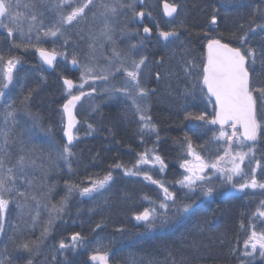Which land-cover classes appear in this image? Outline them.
Segmentation results:
<instances>
[{
  "label": "trees",
  "instance_id": "1",
  "mask_svg": "<svg viewBox=\"0 0 264 264\" xmlns=\"http://www.w3.org/2000/svg\"><path fill=\"white\" fill-rule=\"evenodd\" d=\"M154 1L153 9L148 0L139 4L140 10L152 15L151 20L145 18L141 23L152 33L148 41L144 38L143 57L146 59L141 82L149 90L151 111L148 115L153 131L144 128L139 113L125 95L110 97L97 90L86 100L95 99L98 108L88 120L79 115L75 139L68 145L73 155L68 160L60 159L57 153L67 145L63 104L70 97L63 80H77L75 72L67 69L74 55L69 50L64 59H59L54 68L48 70L36 54V48H43V44L24 36L19 44L35 50L25 51L22 46L13 52L7 46L13 41L18 43L16 37L11 41L0 32V50L3 47L0 54L5 59L14 56L20 60L0 106V126L3 127L0 133L7 131L10 137L6 145L9 152L6 164L15 166L21 155L35 161L27 164L23 171L15 169H18L15 183L25 195L20 199L14 196L5 218L9 229L15 230L14 235L13 230L12 233L4 230L0 239L10 260L6 264H91L90 257L97 250L107 253L111 264H264V258L258 255L243 254L244 241L251 231H264V216L259 215L264 212V190L246 188L240 193H224L227 189L224 182L221 188L216 187L212 198L200 200L197 193L202 190L189 192L178 183L184 175L182 165L193 159L187 154L186 138L191 139L196 152L207 162H214L228 150L226 139H216L220 126L207 122L216 114V104L202 82L208 39L216 37L232 47H240V38L246 36L244 44L256 53L255 64L248 65L251 86L264 88V27H261L264 26V0ZM164 2L177 7L173 19H167L163 13ZM213 16L215 25L211 23ZM84 28L88 30L86 25ZM173 30L177 36L168 41L159 36L160 31ZM45 48L51 50L49 45ZM189 62L195 67L186 72ZM254 95L259 97L258 92ZM9 111L14 112L13 117L7 116ZM29 112L37 118L34 124L38 131L34 137L28 133L29 123L25 120ZM199 115H204L205 120L193 118ZM257 118L264 123V106L259 99ZM232 131L231 128L230 135ZM19 133L26 136L18 137L10 150L11 138L15 139ZM3 139L0 135V146H4ZM250 144L245 142L246 149ZM26 146L34 153L20 151ZM253 146L255 159L262 166L256 171L259 181L264 171V129ZM150 151H157L167 166L165 177L175 185L176 205H194L193 212L187 216L170 215L167 224L154 228L137 221L135 216L151 208L158 189L126 174ZM250 159L252 157L246 161L245 172L254 167ZM41 173L50 175V187L40 194L39 207L41 218L52 219L49 231L42 235V222L31 215L24 218L30 234L25 229L20 233L18 214L24 203L33 208ZM109 173L112 180L108 186L91 195H81V189L91 187L94 181ZM247 179L237 176L234 182L238 186ZM46 205L55 212L41 209ZM76 233L82 237L78 247L69 250L59 247L61 241L71 244V236ZM13 237H16L14 243ZM26 243L28 250L21 247ZM10 245L12 256L6 250Z\"/></svg>",
  "mask_w": 264,
  "mask_h": 264
},
{
  "label": "snow or ice",
  "instance_id": "2",
  "mask_svg": "<svg viewBox=\"0 0 264 264\" xmlns=\"http://www.w3.org/2000/svg\"><path fill=\"white\" fill-rule=\"evenodd\" d=\"M40 3L46 7L49 11L54 12L57 16L54 24H52L47 31L43 32L45 37H57V35L64 34V26L72 25L73 21H77V18H83L85 9L89 5L93 4V0H84L83 3L73 5L70 0H40ZM119 7H125L122 3V0H115L113 3H105L104 0H100V8L103 9L101 15L107 16L108 14L115 15ZM19 6V0H0V29H5L9 37L13 36L14 31H18L20 34V39L23 42L25 36V30L19 23L20 14L16 11ZM65 6L68 7V11L65 10ZM35 8V4L32 5ZM165 11L168 16H172L176 12V6L165 4ZM43 15V12L40 13ZM140 17L144 16V12L137 13ZM32 22L37 20V15L33 11L31 17ZM212 25L216 24V17L213 16L211 20ZM42 25V21H41ZM264 27V26H261ZM36 29L35 23H30L28 26V33H31ZM39 30V29H37ZM145 33H150L151 29L145 27ZM108 39H111V36L105 33ZM207 35V34H206ZM159 36L162 37L165 41H168L170 37H176L177 33L173 31H160ZM29 39H31L29 37ZM247 39L246 36H242L241 46L240 47H231L228 43H222L221 39L216 37H210L207 41V63L202 68V82L206 86L207 93L211 97H215V104L218 106L219 110L215 114V118L211 121H207L211 124H219L220 132L219 136L216 139H226L228 144V150L225 151L223 156H219L214 162H205L201 155H199L190 138H186V151L187 154L192 156L196 163L192 161H185L182 167H185L188 175H185L178 183L189 190V192H195L198 188L203 191V195L211 198L214 192V188L210 184L203 183L204 181H210L211 176H206L203 173L208 169H215L218 173L229 172L230 174L225 176V180L231 182L233 176L243 175L248 177V179L239 184V190L243 191L246 188L251 189H261L264 190V171L261 173V180H257L256 171L261 169V163L259 160L255 159V149L254 144L260 138L261 131L264 129V123L257 118V99H259L262 106H264V88L258 86H250V71L248 65H252L256 62V53L255 50L248 47L244 44V40ZM39 40V36H37ZM13 44L16 48L22 46L27 49V45L21 43L17 44L13 41ZM133 48L135 45L132 46ZM242 48L244 49L242 51ZM36 51L39 52L40 56L44 61L52 65L53 61L56 58L57 53L55 50L48 51L42 47H37ZM65 55V53H60ZM119 56V53H116ZM146 57H142L139 60L131 59L130 67H126L123 63L118 66L115 71L119 72L123 70L126 73V76L129 79L128 86L123 88L109 86L105 88V91L111 92H123L125 96L132 101L133 106L136 111L140 114L141 121H148L151 119L150 116H145L143 113L147 110L142 108L141 105L137 102V95L141 98L147 97L148 91L146 88L141 86L140 83V74L141 67L145 63ZM264 59V57H262ZM20 63V60L17 57H10L5 59L3 54H0V100L5 96V89L13 81V70L16 65ZM72 64H78V60L75 56L72 57ZM195 65L191 62L185 67V71L188 72L190 68H194ZM94 68L85 65L84 74L81 77L83 83L74 84L71 79H65L64 84L67 86L66 91L69 95V99L65 104H63V112L67 116V127L65 131V136L67 137V145L64 146L63 150L58 152L57 155L60 159L68 160L69 157L73 155L72 150L68 147L73 143L75 136L73 134V129L78 123L76 116L74 115V109L78 101L86 95L84 91H80L79 94H73L72 89L78 88L83 89L84 83H87L88 79L93 80L100 79L107 81L111 75L114 73L108 69H101V74L96 76H90L93 73ZM157 78L158 74H157ZM95 91V88L92 89ZM259 93V97H256L254 93ZM135 93L136 95H133ZM27 99V98H26ZM8 117H13L14 112L9 111L7 113ZM198 120H205L204 115H199L193 117ZM225 125H228L233 129L231 135L224 130ZM145 128H148L149 125L145 123L143 125ZM237 126L242 128V132L237 135ZM91 127V125H89ZM3 136V145L0 146V236L4 234L3 219L4 214L7 212L9 204L14 199L11 195L13 192H16L19 196H24L25 193L19 191L15 187V175L14 171L18 167L20 171H23L27 164H34L35 161L26 160L24 155H21L15 166H8L6 164L5 157L9 155L6 145L9 143L7 131L0 133ZM238 140V144L243 146L245 142H252L248 145L247 151H237L234 154L231 153V145L233 139ZM147 153H145V157ZM225 157H229L228 163L231 164L230 168L221 166V161L225 160ZM252 157L249 160L251 165H254L250 169V172H245L242 165L244 164L245 159ZM155 160L159 161L161 167H164L163 161L159 156H155ZM146 158H142L140 163H147ZM120 167L121 165H116ZM127 175H137L138 172L128 170ZM144 178L151 181L153 184H160L158 180H154L150 175L145 174ZM112 180L111 173L106 175L103 179L96 180L92 183L91 187H84L81 189V195H91L94 192H98L103 189L110 181ZM160 187L163 189L164 200L159 204V208L163 210L161 213H157L156 209L146 208L142 213L135 216V219L140 222H144L147 227L151 228L157 223L167 224L169 220L168 210L170 205L167 201H173L171 205L175 209L173 215L184 214L188 215L193 212V204H182L178 208L176 207V197L173 192H170L167 187H164L163 184H160ZM232 187L235 189L236 184H233ZM71 190V189H70ZM35 198V197H33ZM62 210V209H61ZM260 216H264V212H259ZM51 224V222H49ZM99 227V225H97ZM48 228L44 229L42 235L47 234ZM71 244H65L63 241L60 242L59 247L61 249L72 248L75 249L78 247L82 241V237L79 233L73 234L71 236ZM244 255L245 256H259L264 258V231L257 232L252 230L250 235L244 241ZM25 250L29 249V245L23 244L21 246ZM250 248V251L248 249ZM259 249V251H257ZM90 259L97 264H109V256L107 253L97 252L91 255ZM3 264V262H0Z\"/></svg>",
  "mask_w": 264,
  "mask_h": 264
},
{
  "label": "rangeland",
  "instance_id": "3",
  "mask_svg": "<svg viewBox=\"0 0 264 264\" xmlns=\"http://www.w3.org/2000/svg\"><path fill=\"white\" fill-rule=\"evenodd\" d=\"M148 1H149L148 3H150V7L153 9L155 6V1L154 0H148ZM70 2L73 5H75V4L83 3L84 0H70ZM104 2L113 3L115 2V0H104ZM122 3L126 6L119 7V5H117L118 10L115 15L108 14L107 16H103L101 15V12L103 11V9L100 8L99 6L100 0H93V4L89 5V7L85 9L83 18L81 19L78 17L77 21H73L72 25H65L64 30H63L64 34L63 35L58 34L57 37H45L43 35V32L47 31L48 28L52 24H54L55 20L57 19V16L54 12H51L46 7H44L40 3V0H19V6L16 9V11L20 14L19 23L25 30V36L27 37L30 36L32 40L37 41L36 44H40V45L43 44V47L48 46V45L51 46V50L52 51L55 50V52L58 54L60 53L67 54V52H69L70 50L71 53L70 52L69 53L73 54L80 60L77 64V67H74L72 62L68 63L67 65V69L69 70V72L71 73L75 72L77 76L76 81L72 80L74 84L78 85L80 83H83V81L81 80V77L84 74L85 65L94 68V71L93 73L90 74V76H96V75L101 74V69H108L114 73V75H111L107 81L100 80V79L93 80L89 78L87 83H84L83 89H78V88L72 89L73 94H79L80 91H84L85 93H87L86 95L83 96L84 99L82 103L80 104L79 111H78V115L81 114L83 117H85L86 120H88L91 113L98 108L97 106L98 102H96L95 99L91 98V100H88V101L86 100L89 98L88 96L92 92H95L98 90V91H101V93H104V95L106 94V96H110V97H120L122 95H125L123 92L105 91V88L109 86H115V87L128 86V81L130 78L126 76V73L123 70L117 72L115 71V69L118 66H120L122 63L126 67H130L131 59L134 58V59L139 60L140 58H142L144 56V47H145L144 38H146L148 41L149 38L151 37V36L146 37V35L144 34V29L142 32L140 31L141 23H144V19L145 18H147L148 20L152 19L151 13L150 12L145 13L146 10H142V9L140 10L139 0H122ZM33 4H35V8L32 7ZM65 10L66 11L69 10L67 6H65ZM33 11H35L37 15V20L35 22H32L30 19ZM41 12H43V15H40ZM139 12H144V16L140 17L139 15H137V13ZM41 21H42V25H41ZM30 23H35L36 29H34L31 33H28L27 30H28V26ZM85 25L88 30H85L84 28ZM0 32L3 33L4 35H7V31L5 29H0ZM105 33L110 35L111 39H108ZM37 36H39V40H37ZM14 37H16L17 42H18L17 44H19L21 42V39H20V34L18 31H14L13 36L10 37L11 41L13 40ZM124 39H126L125 42H124ZM7 44L9 45V43ZM68 45L69 47L67 48ZM133 45H135L134 48L132 47ZM33 46H35V44H33ZM7 48L8 50H11L13 52H15V49H16V47L12 43H10V45L7 46ZM22 50L32 52L35 50V48H30L28 46L27 49H25V47L23 46ZM0 51H3V47L1 48ZM116 53H119V56H117ZM17 67H18V64L16 65L15 69ZM2 71L3 70H0V72ZM141 78L142 77L140 74V83H141V86L144 87V83L142 84ZM93 88H95V91H92ZM133 95H136V94L133 93ZM136 98H137V102L141 105V107L147 109L143 114L145 116H149L148 114L151 111V105L149 103L148 96L141 98L137 95ZM2 102H3V99L0 100V106ZM140 114L141 113H139V115ZM25 120L27 121V123H29L28 133H30V135L34 137L33 135L37 134V131H38L35 128V124H34L37 118L32 112H29L26 115ZM149 121L150 120L143 121V124L147 123L149 125L150 123ZM145 129L148 131H153V129H151V125H149V127ZM230 129L231 127H229L228 125L224 127V130L228 133V135H230ZM1 130H3V127L0 126V132ZM22 134L24 135V137L26 136L25 133H22ZM23 135L19 133V134H16L15 139L11 138L10 150L13 149V145L16 144L18 137H21ZM247 150L248 149H246V145L240 146L238 144V141H235L233 139L232 145H231L232 154H234L237 151H247ZM20 151L21 152L23 151V153H29V152H31V154L34 153L32 148L29 146L23 147V149L20 148ZM155 156H159L161 158V156L157 153V151L147 152L146 157H145V154H143L139 162L137 163V166L131 169V171L138 172L139 174L133 175V176L141 180H145L146 182L150 183L148 185H151V186L154 185L158 189V191L154 193V196L156 197V201H151V208L154 207L156 209V212L159 214L163 212V210L159 208V204L161 202H165L163 189L160 187V184H163L164 187H167L169 191L173 193L175 192L174 190L175 185L172 181H170L169 179H167V177H165L166 169H167L165 162L161 158L164 164V167H161L160 162L155 160ZM142 158H146L148 162L140 163ZM228 159L229 157H225V160L221 161V166L230 168L231 164L228 163ZM188 161H192L193 163H196L194 159L192 160L188 159ZM246 161H248V158L245 159L244 164L242 165V168L246 166ZM18 169L17 171L14 172V175L18 173ZM183 172H184L183 177L189 174L185 167H183ZM145 174L150 175L154 180H158L160 184H153L151 183V181L146 180L144 178ZM203 174L206 176H211L210 181H204L203 183L212 185L213 182H216L212 186L214 188V192L217 191L216 187L221 188L220 186L224 182L226 183V186H227V189L224 191V193L242 192L239 190V184L242 182H240L235 189L232 187L233 184L237 185V183L234 182L235 178L237 176L241 177L242 175L233 176L232 181L228 182L224 178L225 176L230 174L227 171L224 173H218L216 172L215 169L208 168ZM41 175H42V180L37 186L39 194H35L36 199L33 203V208H30L27 203H24L21 213L18 214V217L21 220V223H19L18 225L19 230H21L20 233L22 232L23 229L27 230V223L24 218H28L31 215H33L36 221L42 222L43 229L45 228L49 229V226L51 225L49 222H51L52 219L51 218L43 219V217L41 218L40 213H39L40 212L39 207L42 204L41 202L42 197L40 198L41 196L40 194L44 193L50 187L49 182H48L50 175H48V173H41ZM130 176L131 175H127V177H130ZM30 179L32 181V178ZM22 185L25 186V184H20V186ZM15 187L19 189V187L17 186V182L15 183ZM185 189L188 190L187 188ZM197 190H200V189L198 188ZM28 194H32V192L31 193L29 192ZM11 195L14 197L17 194L16 192H13ZM22 197L23 196H19V195L17 196L18 199ZM197 197L200 200L210 199L209 197H206L203 195V191L198 192ZM167 203L170 205V208L168 210V215L170 219V215H173L175 209L171 207V205L173 204V201H167ZM176 207L178 208L179 206L176 205ZM41 209H45L48 213H52V214L55 212L54 209H49L47 205L43 206ZM8 211H10V204H9L7 212ZM7 212L4 214V219L2 223H3V226L5 223L4 230L12 233L13 229L12 228L9 229V226L6 225V221H5ZM160 226H162V224L157 223L155 226L151 228L160 227ZM30 231L27 230L29 234H30ZM14 234H15V230H13V235ZM2 236H0V239L2 238ZM15 239L16 237H13V243ZM2 244L3 242L1 241L0 242V262H3V264H6L7 262H10V260L8 259L5 253L4 246ZM12 245L6 247L8 254L11 256L13 255ZM69 249H72V248H65L63 250H69ZM248 251H250V248Z\"/></svg>",
  "mask_w": 264,
  "mask_h": 264
},
{
  "label": "water",
  "instance_id": "4",
  "mask_svg": "<svg viewBox=\"0 0 264 264\" xmlns=\"http://www.w3.org/2000/svg\"><path fill=\"white\" fill-rule=\"evenodd\" d=\"M143 1H144V0H140L141 3H143ZM165 4H166V3H165ZM165 4H164V5H165ZM167 4H169V3H167ZM170 5H171V4H170ZM164 11H165V7H164ZM176 12H177V9H176ZM176 12L173 13L172 16H168V15L166 14V11H165V14H166L167 18L172 19V18L175 17ZM222 43H223V42H222ZM229 46H230V45H229ZM207 54H208V49H207ZM38 56H39V58L44 62V65H45V66L47 67V69H49V70H51V69L53 68L55 62L59 59V55L57 54L55 60L53 61V64H52V65H49V64H47V63L44 61V59L40 56L39 52H38ZM74 66H76V65H74ZM205 88H206V86H205ZM206 91H207V89H206ZM208 95L210 96V94H208ZM210 97H211V96H210ZM211 98L214 99V101H215V97H211ZM81 100H82V98H81ZM81 100H80V101H81ZM80 101L77 102L76 107H75V109H74V115L76 116V119H77L78 123H79V119H78V116H77V110H78V107H79ZM216 107H217V111H218L219 108H218L217 105H216ZM65 116H66V114H65ZM66 121H67V116H66ZM78 123L75 125V127H74V129H73V134H74V130H75V128L77 127ZM66 124H67V122H66ZM218 125H219V124H218ZM66 127H67V125H66ZM241 130H242V128H241ZM242 131H243V130H242ZM65 137H66V136H65ZM66 138H67V137H66ZM90 262H91V264H97V262H94V261H92L91 259H90ZM109 264H110V263H109Z\"/></svg>",
  "mask_w": 264,
  "mask_h": 264
},
{
  "label": "flooded vegetation",
  "instance_id": "5",
  "mask_svg": "<svg viewBox=\"0 0 264 264\" xmlns=\"http://www.w3.org/2000/svg\"><path fill=\"white\" fill-rule=\"evenodd\" d=\"M173 5V4H172Z\"/></svg>",
  "mask_w": 264,
  "mask_h": 264
}]
</instances>
